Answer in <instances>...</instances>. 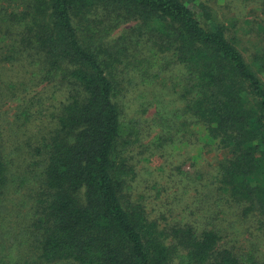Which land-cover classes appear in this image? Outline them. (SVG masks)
Returning a JSON list of instances; mask_svg holds the SVG:
<instances>
[{"label":"trees","instance_id":"16d2710c","mask_svg":"<svg viewBox=\"0 0 264 264\" xmlns=\"http://www.w3.org/2000/svg\"><path fill=\"white\" fill-rule=\"evenodd\" d=\"M192 2L0 0V62L27 70L0 72V103L19 102L11 121L0 114V264H264V34L248 46L239 21ZM139 81L144 112L157 107L148 146L224 153L208 173L182 170L200 225L164 227L132 194L142 129L124 99ZM41 84L50 96L30 97ZM44 112L51 126L25 136L18 124ZM244 219L257 228L247 250L230 233Z\"/></svg>","mask_w":264,"mask_h":264},{"label":"rangeland","instance_id":"374dc122","mask_svg":"<svg viewBox=\"0 0 264 264\" xmlns=\"http://www.w3.org/2000/svg\"><path fill=\"white\" fill-rule=\"evenodd\" d=\"M211 6L215 13L218 14V18L223 22H230L232 20L239 21L238 27L240 34L245 36L244 39L248 43L250 40L257 41L262 40L261 36L264 34V0H201ZM194 5L192 0H190ZM7 5V2H5ZM13 8L10 10H17ZM128 25H123L118 31H121ZM116 33V32H115ZM257 38V39H256ZM251 43L249 42L248 46ZM255 46H251L250 50L254 51ZM6 52H0V59ZM12 65L0 62V72L3 74L4 81L6 76L11 75L14 81L22 77L25 79L26 68L18 67L7 69ZM17 70L19 72H17ZM163 75L160 80L158 79V86L162 87L169 81V77ZM8 78V79H9ZM140 85L136 86V82L131 85V92L127 98L124 99L126 104V110L130 123L134 124L136 119H139V125L141 126L142 140L136 142L129 152V164L132 166L134 175L130 178L132 185V194L137 201H141L145 205L147 212L152 219H157L162 226L170 228L173 225V221L186 217L187 220L195 222V224H202V212L197 209L195 203V192L186 179L183 178L182 170L186 169L189 172L200 171L208 173L213 170L215 164L223 157L224 153L220 149L214 148L212 144H205V146H197L195 143L184 142L176 143L175 145H165L162 147L148 146L149 140L158 130H153L150 133L144 135V119L151 120L156 114V106L152 104L149 109L144 112V81H139ZM156 87V84L151 88ZM149 88V89H151ZM28 92L30 97L45 96L49 97L53 92L52 86L41 84L38 86H32V89ZM141 93V94H140ZM25 95V94H23ZM142 95V96H141ZM175 97L172 92H167L166 102L167 108L170 109L173 105L170 103V99ZM53 100H47L46 103H51ZM18 101L8 99L7 102L2 101L0 103L1 119H13L12 115L15 111V107L18 105ZM35 109V108H34ZM42 119L35 117L36 120H30L29 122L19 123V129L21 132H25V136H38L42 135L50 126L51 122L49 112H44ZM135 125V124H134ZM7 137L10 138L11 129L13 125L6 124ZM138 126V125H137ZM25 143V141H23ZM204 143V142H203ZM26 148L27 145H26ZM251 220H242L234 223V229H231L230 233L233 234L235 230L234 241L237 243L239 249L247 250V246L250 244L247 237L251 232H256L257 228L253 227ZM261 236V235H260ZM260 236L254 239L258 248L264 249L263 238L260 240Z\"/></svg>","mask_w":264,"mask_h":264}]
</instances>
